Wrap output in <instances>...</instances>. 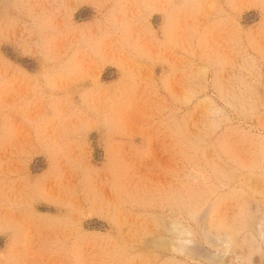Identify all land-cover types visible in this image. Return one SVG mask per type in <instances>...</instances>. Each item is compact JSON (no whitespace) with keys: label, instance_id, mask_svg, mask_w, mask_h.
Masks as SVG:
<instances>
[{"label":"rangeland","instance_id":"rangeland-1","mask_svg":"<svg viewBox=\"0 0 264 264\" xmlns=\"http://www.w3.org/2000/svg\"><path fill=\"white\" fill-rule=\"evenodd\" d=\"M0 264H264V0H0Z\"/></svg>","mask_w":264,"mask_h":264}]
</instances>
